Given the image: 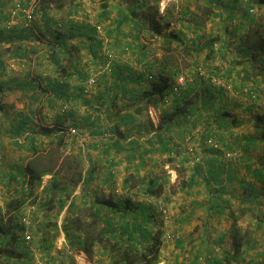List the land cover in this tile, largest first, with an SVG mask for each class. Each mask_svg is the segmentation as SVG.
I'll list each match as a JSON object with an SVG mask.
<instances>
[{
    "label": "trees",
    "instance_id": "obj_1",
    "mask_svg": "<svg viewBox=\"0 0 264 264\" xmlns=\"http://www.w3.org/2000/svg\"><path fill=\"white\" fill-rule=\"evenodd\" d=\"M206 2L199 5L198 11L200 12V20H198V13L190 12L187 17V23H189L191 28H202L204 22L210 17H217L218 14L214 9H220L225 7V10H229V5H223L222 0H205ZM234 0L231 3V11L226 15V19L231 21L234 17L230 13L235 9L239 8L242 11V15L249 17L252 22H255V17L252 14L253 7L256 5L257 9L264 8V0H243L244 3L241 5ZM228 4V3H227ZM24 6V5H23ZM219 7V8H218ZM102 17L96 22L104 21L103 14ZM204 16V17H203ZM8 18L3 20V23ZM224 19V20H226ZM223 20V21H224ZM5 27V26H4ZM77 27L73 24H69L67 33H61L60 30L55 29L54 35L56 40V46L49 48V58L58 65L59 56L65 55L70 61L72 57L70 54L71 45L65 43V40H70L73 38L71 29ZM6 28V27H5ZM7 29V28H6ZM10 31L14 30V35L10 36L8 39L11 42V46L3 48L2 35H0V60L3 59L4 55H8L13 58H28L29 52H34V50L25 52L26 46L31 45V42L38 40L39 36L36 32L35 23L29 28H23L20 26L9 28ZM249 38L246 39L247 35L242 37L238 43L231 48L229 45L225 52L231 54V60L229 61L230 70L235 72L238 78L242 80L243 83L254 82L251 88L248 89L247 94L244 98L248 104L253 103L259 98V94H264V87L261 88V79L264 80V36L260 33L258 29L253 30ZM1 33V32H0ZM106 38L110 36L105 32ZM67 37V38H66ZM252 38V40H250ZM137 41L138 37L134 38ZM203 38L200 36L192 44H185L181 49H169L166 54L161 58H154L150 61H146L148 52L145 51L144 46L139 47V58L137 63L141 65V70L135 73L131 68L119 67L116 61V55L114 56L112 62L111 72L102 76L100 79L110 78V86L106 90V97L109 99L107 106L109 108L115 109V100H124L125 94L129 93L127 86L128 84H139L141 82H146V87L141 91H131V100L140 102L141 104L135 109L137 113L146 112L148 107L160 108L171 103L169 109L163 107L161 114V124L158 125L155 131L154 139L158 143L157 152L161 155H169L167 157V162L172 161V150L178 145H185L186 147H192L193 153L201 158V161L196 163L193 161L192 155L190 156L193 164V171L188 178V183L186 187L190 188L192 185L198 184V178L200 175L203 177L202 180L209 186V195L211 199L206 201L208 204V211L212 212L216 217H221L226 215V209H229L227 205V200L223 199L222 196L226 194V183H237L238 186L243 189L245 195L238 197V202L243 205H248V209L254 208L258 209L260 205H264V199H259V197L264 196V131L262 135L256 137L255 135H248L246 137L238 139H230L225 142L221 139V136L215 133L206 132L200 139V143L206 146L209 155H204L201 157V153L197 151L198 145L192 142H187V135L198 126V121L203 118L205 112H211V116L207 118H213L214 125L217 126L218 130L225 129L227 132L235 125L236 118L234 115H230L223 105L219 104L220 98L216 99L217 95H214L211 91L209 84L215 85L216 89L219 90V95L222 96L223 93L226 95H236L241 96L233 88V84L227 78L222 76L211 77V74L206 75L207 65L201 66L197 65L198 61L190 66L189 63H185L184 68L178 67L176 61L171 57L172 53L178 51L181 57L193 58L198 57L202 50L207 51L208 60H213L217 54H221V51L214 49V42L218 39L208 38L200 48H197V44ZM198 40V42L196 41ZM15 41V42H14ZM103 40L97 35L95 26H91L86 29L84 39L77 42L76 45H72L78 52L80 48L86 50V54L90 58V63L93 66L98 67L102 64L105 59L103 53L102 44ZM127 47V46H125ZM131 47H127V50H123L125 53ZM197 49H202L196 52ZM136 50V46H135ZM169 54V55H168ZM206 64V63H205ZM188 67H193L191 74L185 71ZM69 69L72 71H78V68L71 65ZM80 75L82 73L78 71ZM61 77L66 76L67 69L65 67L59 70ZM231 75V73L229 74ZM228 76V75H226ZM225 76V77H226ZM87 78V76H86ZM184 78V84H178V79ZM88 79V78H87ZM86 79V80H87ZM216 81H223L231 85L232 93H226L220 85H216ZM98 82V81H97ZM208 83V84H207ZM243 83H241L243 85ZM244 87V85H243ZM115 91V94L108 96L109 92ZM120 92V96L118 95ZM81 93H84V87L81 89ZM218 95V96H219ZM252 108V107H249ZM249 110V109H247ZM107 122H111V116H107ZM235 119V121H234ZM255 122L254 130L258 132L260 125L263 123V116L256 114L253 117ZM134 121V116L132 114L126 115V117L119 116V121L108 130L111 133L110 141L113 142V146L118 151L122 149L121 142L115 141V134L118 131V125H130ZM152 126V124H151ZM159 130V131H158ZM105 134L107 132L99 131L97 135ZM213 134V135H212ZM220 138V144L228 153H233L240 151L243 155L245 161V172L251 178H254L257 183L260 184L261 192L257 191L254 182L245 178L236 177V172L234 171V166L230 167V163L220 161V152L216 144L217 141H213V137ZM232 135V131L229 136ZM119 139L124 141V136L119 135ZM149 144H153L151 140H147ZM132 142H138L135 138ZM134 145V144H133ZM187 147V148H188ZM255 149H262V154L258 157L256 162L252 159L251 151ZM237 150V151H236ZM188 152V150H187ZM129 158H133L129 157ZM61 159V160H60ZM60 163L58 167L54 166L52 169H44L39 172L32 173L28 180V185L31 189L37 188V184L40 179L46 174L52 175V185L51 190H56L51 193L42 204L43 212L45 215L44 222L41 226L37 227L36 234L38 235L37 240H35V246L44 255L41 258L44 259L46 263L50 264H76L70 253L66 251L65 248L57 249L55 242L60 232L63 231L65 234V239L72 246L75 243L77 251L84 252L88 257L92 258L95 253H98L100 257H108L111 264H155L158 263L159 253L162 248V237L164 233L163 227L161 228V223L158 219V206L157 204L146 205L142 201H138L135 197L132 199L129 195L126 197H98L93 196L92 199L86 202H82V207H76L74 202L67 203L70 197L68 190L74 189L79 181H81V166L82 162L77 155H66L59 158ZM253 161V163H252ZM254 162L256 164H254ZM202 163H205V168L202 167ZM74 171V172H72ZM205 171V175L202 173ZM149 177L147 181L136 182V185L131 187H139L142 191L141 194L145 198L159 199L165 195V184L166 181L162 180L160 176ZM53 181H55L53 183ZM85 180L82 182L84 183ZM180 188L185 189L183 185H179ZM33 187V188H32ZM48 186L45 188L47 190ZM31 191L28 194L22 193L19 196L11 197L4 204L6 220L3 221V217L0 218V264H31L32 256L29 250V246L25 245L22 236V226L19 221L18 210L22 207L24 203L33 202L36 200L37 194L36 190ZM213 199V201H212ZM212 201V203H211ZM51 202H55L60 210L67 205L68 212L74 211V208L80 211V214L76 217L67 216L65 218L62 228L58 226L56 217L58 214L51 213L48 207ZM155 205V206H154ZM243 209L237 208V215H228L229 219L236 222L240 219L241 215L245 212ZM43 214V216H44ZM82 216L90 218V221H81ZM54 218V219H53ZM259 220V218H258ZM260 227V224H257ZM34 229V228H33ZM33 229L32 233L33 234ZM226 234L223 233L222 236H218L219 240H222ZM248 236V233L240 234V230L237 225H232L230 230L229 247L235 249V254L240 253L246 254L248 250L254 247V242L249 244V239H245L244 236ZM176 242L175 247L181 248V239L174 241ZM32 245V242L30 246ZM244 246V248H242ZM229 249L223 248L222 255L217 256H206V264H229L231 258H234V254H230ZM259 254H264L260 251ZM242 261L244 256L241 257ZM195 264V262L191 263Z\"/></svg>",
    "mask_w": 264,
    "mask_h": 264
},
{
    "label": "crops",
    "instance_id": "obj_2",
    "mask_svg": "<svg viewBox=\"0 0 264 264\" xmlns=\"http://www.w3.org/2000/svg\"><path fill=\"white\" fill-rule=\"evenodd\" d=\"M30 1L0 0V35L5 41L3 48L11 46L8 39L15 33L14 30L10 31L4 27L3 20L9 17L10 10L17 4L27 5ZM233 1L222 0L223 5H229V10H225V7L214 9L216 13L221 14L215 18L210 17L211 24L216 25V21L226 19ZM238 1L240 5L244 3L243 0ZM205 2V0H35V27L39 39L31 42L32 46L25 45V52L31 50L34 52H29L28 58L4 55L0 60V191L5 196V202L11 197L22 193L28 194L34 190L28 185L31 172L52 169L54 166L57 168L61 160L59 158L72 154L79 157L83 170L81 181L67 192L70 194L68 204L71 202L81 204L103 192H116L119 197L127 195L132 199L138 197L137 200L142 201L145 206H153V198L143 197L138 185L128 186L129 180L147 181L158 167L162 166V158L165 156L157 152L159 145L154 139L157 134L154 130L156 125L152 127L145 124L144 116L146 119L148 117L144 112L135 111L141 103L130 99L131 91L143 90L146 82L129 83L127 86L129 93L125 94L124 100H115L116 108H109L106 90L111 79H99L96 85L85 90L86 79L93 73L94 66L89 62L90 58L84 48L75 52L72 45L84 39L86 29L93 26L103 14L105 32L110 38L102 42V50L107 48L114 50L115 62L120 65L119 67H128L138 73L141 70V65L137 63L140 46H144L150 55L146 61H150L164 56L168 48L175 49L178 46L177 49H181L183 45L192 44V41L200 36L204 38L203 27L192 29L187 23V17L193 12L198 13V18H201L198 7ZM239 8L235 7L230 13L234 17L231 21L226 19L222 22L228 25L224 27L227 35L231 34L236 41L257 27L256 22L260 20L257 18L253 23L249 17L242 15ZM262 14L264 15V11ZM69 24L77 26L74 30L71 29L73 38L64 41L70 42L72 57L69 61L65 55L59 56L57 65L49 58V48L54 46V49L56 46L55 29L67 33ZM15 26L20 28V24ZM255 29L260 30L259 27ZM135 37H138L137 41ZM125 46L131 47L128 53L123 51L127 49ZM196 46L200 48L198 44ZM200 50L202 49H197L196 52ZM197 61L200 62L199 57L186 60L190 66ZM71 65L76 66L82 75L69 69ZM63 67L67 69V75L61 77L59 70ZM118 93L120 96V92ZM112 94H115V91L109 92L108 96ZM159 111L161 115L162 109ZM128 114L134 116V121L130 125H118L119 132L115 134V141L121 142L122 149L117 151L113 146L114 141L109 140L111 133L105 130H109L117 123L120 115L126 117ZM109 115L112 117L111 122H107L106 117ZM71 127L76 128V135L71 136L66 132ZM99 131L107 132L108 136L105 137L106 133L97 135ZM119 135L124 136V141L119 139ZM135 138L138 142L133 143L132 140ZM148 139L153 144H149ZM132 156L133 158H129ZM46 175L50 179L43 194L49 196L56 190H51L52 175ZM116 175H119V181H116L117 187L111 191L112 182H107V178L111 177L114 180ZM26 204L24 203L18 210L19 218L25 213ZM187 211H190L189 208ZM42 212L40 209L36 214L33 228L38 223L39 226L43 224ZM177 212L176 217L179 220L181 216L186 215V213L181 215L184 210ZM4 213L3 206L0 208V218L3 217V221L6 220ZM188 222L189 219L185 220V223ZM188 234L185 238H189ZM61 238L60 244L65 243L63 232ZM59 246L56 241V247ZM41 255L44 256L41 252L40 255L32 252L30 254L33 262L40 259ZM87 257L84 254L82 260L86 262Z\"/></svg>",
    "mask_w": 264,
    "mask_h": 264
},
{
    "label": "rangeland",
    "instance_id": "obj_3",
    "mask_svg": "<svg viewBox=\"0 0 264 264\" xmlns=\"http://www.w3.org/2000/svg\"><path fill=\"white\" fill-rule=\"evenodd\" d=\"M256 7L258 6L255 5L253 7L252 14L254 15L256 20L257 18H260V20L256 22V24H258L256 26L260 28L259 31L264 36V15L262 14L264 9L261 12V9H257ZM198 20H200V18H198ZM222 22L223 21L219 20L216 21V25H219V27H216V25L211 24L210 19L204 22L202 26V33L204 32L205 35L204 38L198 42V45H202L206 37H213V40L218 39L217 41H213L214 49H216L217 51H221V54L220 56L219 54H217V56H215L213 60H208V58H206L207 52L203 50L202 53H200L198 56L200 58V62L198 63L201 66H204V68L207 65L206 67L208 70L207 72H205L207 73L206 75L211 74V77L222 76L225 79L227 78L228 80H230L233 84V88L238 89L235 90V92H238V94L241 96H238L237 98L236 95L231 96L226 95L225 93L220 96L219 90L216 89L215 85L213 86V84H209L211 91L215 93L214 95H217L216 99L218 97L220 98L219 100H217L220 101L219 104L223 105V108H225V110L230 113V115L235 116L236 123L228 132L225 129L218 130L217 126L212 124L214 123L213 118H207V116H211V112H205L203 114V118L198 121V126L196 127V129L192 130L185 138L187 142H192L193 144L196 143L198 145L197 151L199 152V154L201 153V157H203L204 155H209L208 150H206V146L200 143V138L208 131L220 135L221 139H223L225 142L229 141L230 139L234 140L235 138L238 139L246 137L248 135H255L256 137H259L262 135L261 132L264 131V94L260 93L259 98L251 104H248V102L244 100L248 89L251 88L254 82L243 83L242 80L236 75V71H238V69H236L233 73L231 70L230 72L228 71L230 69L229 61L231 60V54H228L224 50H226L229 45L231 46V48H234V46L237 44L235 42L237 41L236 39L233 40L231 34L227 35V30L224 27L228 25L226 22L224 24ZM214 26L216 28H214ZM253 30L249 31L246 34V39L249 38L252 33H254ZM250 40H252V38H250ZM106 43H108V41ZM106 50L111 51L112 53H114L115 56L114 50H110L108 48ZM171 57L176 61V63H178L177 66L181 68H184V66L186 65V60L188 59L187 57H181L178 52L172 53ZM193 69V67H188L185 71H188L193 74V72H191ZM230 73L231 75H229ZM241 83H243L244 87ZM260 85L261 88L264 87L263 79H261ZM170 105V102H168V104H165L167 109L171 107ZM163 107L157 109H154L153 107H148V110L144 112V115L148 117V119H146V117L144 116L143 121H145V124L151 126L152 123V127L156 125L154 127V130H156V128L159 124H161L162 121L161 115H159V110L163 109ZM256 114L263 116V123L260 125V129L258 132H255L254 130L255 122L253 120V117ZM162 125L163 124H161V127ZM231 131L232 135L229 136V133ZM214 136L215 137H213V139L211 140L219 141L220 138L216 137V135ZM74 140H76L75 137ZM216 145L220 152V161H226V163H230L231 168L232 166H234V171L237 174L236 177L245 178L246 180L251 179L254 182L257 191L261 192L260 184L257 183L254 178H251L245 172V161L243 159L242 153L236 150V153H230L231 156H228L227 151L224 149L222 144H220V141ZM262 146L264 145H261V147ZM184 147L185 145H178L172 150L173 158L171 162H167V157H169V155H162L163 164L161 167H158L157 171L155 172V176H160L161 181H166L164 188L166 193L164 196H162V198L153 199V201L155 204H157V206L161 205L162 203V205L168 210L171 222L167 228L170 229V231L179 233V235L181 236L182 245L181 248H177L175 247L176 242L165 241V239L162 237V248L159 253L158 263L155 264H191V261L192 263L195 262V264H206V256L210 255L220 257L222 255L223 248L229 249L230 254H234V258H231L229 264H264V254H259L260 251L264 252V205H260L257 210L253 207L250 208V210H247L248 205L241 204L240 202H238L237 199L238 197H242L243 195H245L243 189H241L235 182L232 184L226 183L227 192L225 195L222 196V198L228 201L227 205H229L230 208L225 210L226 215H223L221 217H216L215 215H213L212 212L208 211V204L206 203V201H209L211 199V196L209 195V186L205 183L204 180L201 179L203 176H199L201 178H198V184L192 185L190 188L186 187L188 183V178L192 174V168L195 164H193L190 156H188L190 155L187 152L188 146L186 147V150ZM261 154L262 149H255L251 151L252 159L255 162ZM60 156L62 157V154ZM255 162L254 164H256ZM202 167H206L205 163H202ZM80 170H83V167H81ZM202 174L206 176L205 171ZM47 178L50 179V177ZM118 178L119 175H116L114 180H112L111 177L110 179L107 178V182H112L111 191H114V187H117L116 181L118 180ZM128 182L131 185H136L137 181L135 182L133 180H129ZM180 184L183 185L185 189L180 188ZM116 195L119 194H117L116 192H103L98 197L109 198L116 197ZM47 197L48 195L45 196V201L49 199ZM259 199H264V196L259 197ZM81 205L82 204L80 203H75L76 207H82ZM41 206L39 207V210H43ZM239 207L244 211L247 210V212L242 214L240 219L233 223L234 220L229 219L228 215H231V213L232 215H237V208ZM46 208H48L51 213L58 214L56 217V221L58 226L61 228L64 224L65 218H67L68 215L71 217H76L80 214V211L78 210L80 208H74V211L69 213L67 206L60 210L55 202H51L50 205ZM188 208L190 211H187ZM178 210H184L181 215L186 213L185 216H181L180 220L178 219V217H176L178 214ZM43 214L44 212L41 213V222H44L45 219L46 214H44V216ZM159 218L160 217L158 216V219ZM187 219H189V222L185 223V220L187 221ZM159 220V222L161 223L160 227H163V229H165L161 219ZM81 221H90V218L82 216ZM258 223L260 224L259 228L257 227ZM38 224L33 229L32 245L30 251L33 254L37 253L38 255H40L37 251V248H35V245H33L38 237L35 231L39 226ZM232 225H237L238 229L240 230V234L244 235V233L247 232L248 236L245 235L244 238L249 239V244H252L254 242L255 248L248 250L246 254L240 253L236 255L234 252L235 249L231 248V246L229 247L228 242V237L230 235ZM62 232L63 231L60 232V235L56 239V241H58V245H60L59 248H56H65V252L68 251L70 253L76 264H111L110 259L108 257L104 256L99 258L98 253H95L92 258L87 257L86 262H84L82 259L85 253L77 251L76 248H74L76 245L75 243H72L71 246L70 244H68V241L65 240V243L62 242L63 245L60 244V241L62 239ZM187 233H189V238H185ZM223 233H225L226 235L222 240H219L218 236H222ZM196 235H198V237H196ZM242 248H244V246H242ZM75 254H78L80 256H76ZM242 256H244L243 261L241 259ZM33 264H35V261L33 262Z\"/></svg>",
    "mask_w": 264,
    "mask_h": 264
},
{
    "label": "built area",
    "instance_id": "obj_4",
    "mask_svg": "<svg viewBox=\"0 0 264 264\" xmlns=\"http://www.w3.org/2000/svg\"><path fill=\"white\" fill-rule=\"evenodd\" d=\"M36 21V5L35 0H31L27 5H20L17 4L15 7H13L10 10L8 19L4 22V26L9 29L14 27L16 24H20L23 28H29L31 27ZM94 26L97 31V35L100 39L103 41L106 40L105 36V22H95ZM127 50V49H126ZM103 53L105 55V59L103 60L102 64L98 67H94L93 73L88 77L86 80L85 90H87L88 87H92L96 85L97 81L104 75L111 72L112 69V62L114 59V53H112L109 50H104ZM178 84L183 85L184 84V78L178 79ZM216 85H220L225 91L228 93H232V87L231 85L224 83L223 81H216ZM69 135L73 136L76 135L77 130L76 128H68L66 131ZM108 136V133L105 134V137ZM111 136V135H110ZM188 153L192 155L193 150L192 147L187 148ZM194 154V153H193ZM228 156H231V154H227ZM193 161L198 163L201 161V158L197 156L196 154L192 155ZM48 176H43L40 181L37 184V197L36 200L33 202H28L26 204V211L24 214H22L19 218L20 224L22 226V236L25 242L26 246L30 247V244L32 242V229L35 222V216L39 211V207L45 202V196L43 194L44 189L48 183L47 178ZM5 204V196L0 191V208H2ZM158 213L161 216L162 223L164 224V233L163 238L165 241H176L181 239V236L177 232L170 231L167 227L169 226L171 222V218L169 215L168 210L162 205L158 206ZM35 264H50L46 263L44 259L40 257V259L35 260Z\"/></svg>",
    "mask_w": 264,
    "mask_h": 264
},
{
    "label": "clouds",
    "instance_id": "obj_5",
    "mask_svg": "<svg viewBox=\"0 0 264 264\" xmlns=\"http://www.w3.org/2000/svg\"><path fill=\"white\" fill-rule=\"evenodd\" d=\"M158 216L160 217V219H161V216H160V214L158 213ZM161 221H162V219H161Z\"/></svg>",
    "mask_w": 264,
    "mask_h": 264
}]
</instances>
